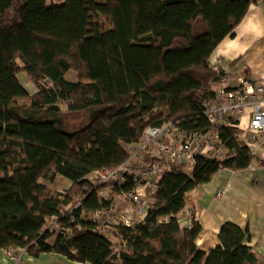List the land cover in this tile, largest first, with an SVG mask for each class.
Wrapping results in <instances>:
<instances>
[{
	"label": "trees",
	"instance_id": "trees-1",
	"mask_svg": "<svg viewBox=\"0 0 264 264\" xmlns=\"http://www.w3.org/2000/svg\"><path fill=\"white\" fill-rule=\"evenodd\" d=\"M256 1L0 0V250L86 264H264L245 245L246 229L224 223L205 253L195 245L198 223L178 222L191 191L253 161L238 129L210 125L203 103L220 77L209 67L212 53ZM164 122L185 134H217L223 156H196L190 175L161 163L152 208L132 226H114V252L95 220L109 208L97 194L105 185L94 188L86 177L115 170L126 145ZM57 176L72 183L65 193L40 183ZM108 185L119 196L134 182Z\"/></svg>",
	"mask_w": 264,
	"mask_h": 264
},
{
	"label": "crops",
	"instance_id": "crops-1",
	"mask_svg": "<svg viewBox=\"0 0 264 264\" xmlns=\"http://www.w3.org/2000/svg\"><path fill=\"white\" fill-rule=\"evenodd\" d=\"M53 2H48L50 5ZM231 37L225 38L214 50L210 60L220 58L227 68L229 86H235V77H244L253 83L264 86V0L252 3L240 24ZM68 75V74H67ZM67 77V76H66ZM19 81L29 94L35 89L24 73H20ZM73 80V79H72ZM218 81L213 84L216 89ZM248 116L241 121L239 138L247 141L251 134L247 130ZM257 146L252 163L246 169L239 171L221 170L208 183L203 184L187 195L189 207L193 211L194 220L200 226V232L195 239L198 250L208 253L218 244V232L224 223H232L248 231L245 245L255 253L264 257V152ZM204 142L200 147L204 148ZM186 172V171H185ZM192 172V169H191ZM187 173V175H190ZM94 173L86 180L94 184ZM43 186L55 193H65L72 183L62 176H57L52 183L41 181ZM220 192V196L217 193ZM100 200L109 201L111 211L123 213L134 224L145 217L132 205L119 198L111 185H105L97 192ZM98 229L113 243L114 252L120 250L117 240L112 236L113 226L107 223L106 215L95 217ZM0 264H13L0 250ZM19 264H86L68 260L55 253H41L33 256L22 255Z\"/></svg>",
	"mask_w": 264,
	"mask_h": 264
},
{
	"label": "built area",
	"instance_id": "built-area-1",
	"mask_svg": "<svg viewBox=\"0 0 264 264\" xmlns=\"http://www.w3.org/2000/svg\"><path fill=\"white\" fill-rule=\"evenodd\" d=\"M209 67L219 74L218 86L215 94L203 103V113L210 125L214 127L230 126L239 128L244 117L248 116L247 130L250 138L243 142L254 154L259 142V148L264 152V86L247 80L244 77H235V86H229L232 78L227 76V68L223 60L215 58L210 60ZM176 132L178 137L173 138ZM201 140L207 143L202 148ZM127 160L113 171L101 170L95 172L94 188L108 184L121 185L126 179H131L134 186L130 190L122 191L119 198L129 202L142 217H146L152 208V196L157 190V184L161 175L159 165L175 164L194 168L196 156L207 159L221 158L223 147L217 134H185L179 131L172 122H164L160 126L148 127L144 130L140 142L125 146ZM220 196V192L217 193ZM83 198L73 200V206L81 205ZM105 214L107 223L116 226L120 222L125 226L133 223L123 213L101 210L96 215ZM194 221L192 209L186 207L184 214L178 219L182 228L190 229ZM55 222L50 220L47 229L51 233H57L54 229ZM26 249H13L5 251L6 258L13 264H19Z\"/></svg>",
	"mask_w": 264,
	"mask_h": 264
},
{
	"label": "rangeland",
	"instance_id": "rangeland-1",
	"mask_svg": "<svg viewBox=\"0 0 264 264\" xmlns=\"http://www.w3.org/2000/svg\"><path fill=\"white\" fill-rule=\"evenodd\" d=\"M61 1H62V0H48V2H53V3H59V2H61ZM67 78L70 79V80H72V79H74L75 77H74L73 74L69 73V74L67 75ZM18 102H19L20 104H22V103H24L25 101L22 100V99H20ZM161 110H163V107L158 106V107H157V111H161ZM83 120H84V119H83V117H82V118H80L78 121L81 122V121H83ZM172 137H173V138H177V137H178L177 133L174 132V133L172 134ZM204 142H205V141L201 140V142L199 143V145L201 146V144L204 143ZM224 154H225V153H224ZM185 171H186L187 173H190V172H191V168L186 167V168H185ZM217 196H218V195H217ZM183 214H184V213H183ZM183 214H182V215H183Z\"/></svg>",
	"mask_w": 264,
	"mask_h": 264
}]
</instances>
